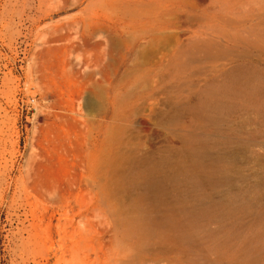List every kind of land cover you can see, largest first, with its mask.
I'll list each match as a JSON object with an SVG mask.
<instances>
[{
  "label": "rangeland",
  "instance_id": "obj_1",
  "mask_svg": "<svg viewBox=\"0 0 264 264\" xmlns=\"http://www.w3.org/2000/svg\"><path fill=\"white\" fill-rule=\"evenodd\" d=\"M0 264H264V0H0Z\"/></svg>",
  "mask_w": 264,
  "mask_h": 264
},
{
  "label": "bare ground",
  "instance_id": "obj_2",
  "mask_svg": "<svg viewBox=\"0 0 264 264\" xmlns=\"http://www.w3.org/2000/svg\"><path fill=\"white\" fill-rule=\"evenodd\" d=\"M127 34V33H126ZM129 35V34H128ZM131 36V35H130ZM122 37V36H121ZM122 39V38H121ZM133 40V39H132ZM158 41V40H157ZM156 41V42H157ZM123 42H124V40H123ZM132 42V41H131ZM160 43V42H159ZM131 44V43H130ZM153 44H155V43H153ZM145 48V47H144ZM166 48V47H165ZM144 50H146V49H144ZM167 221H170V220H167Z\"/></svg>",
  "mask_w": 264,
  "mask_h": 264
},
{
  "label": "built area",
  "instance_id": "obj_3",
  "mask_svg": "<svg viewBox=\"0 0 264 264\" xmlns=\"http://www.w3.org/2000/svg\"><path fill=\"white\" fill-rule=\"evenodd\" d=\"M34 102V99L31 100V103Z\"/></svg>",
  "mask_w": 264,
  "mask_h": 264
}]
</instances>
